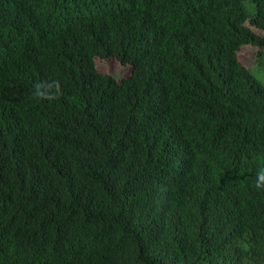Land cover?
Instances as JSON below:
<instances>
[{
    "label": "trees",
    "instance_id": "obj_1",
    "mask_svg": "<svg viewBox=\"0 0 264 264\" xmlns=\"http://www.w3.org/2000/svg\"><path fill=\"white\" fill-rule=\"evenodd\" d=\"M253 28L264 0H0V264H264Z\"/></svg>",
    "mask_w": 264,
    "mask_h": 264
},
{
    "label": "rangeland",
    "instance_id": "obj_2",
    "mask_svg": "<svg viewBox=\"0 0 264 264\" xmlns=\"http://www.w3.org/2000/svg\"><path fill=\"white\" fill-rule=\"evenodd\" d=\"M253 30L260 36L264 32L256 28ZM241 63L248 69L254 71L255 75L264 83V48L245 45L239 53ZM98 68L101 72L114 75L119 79L128 77L130 68L122 66L117 60H98Z\"/></svg>",
    "mask_w": 264,
    "mask_h": 264
},
{
    "label": "clouds",
    "instance_id": "obj_3",
    "mask_svg": "<svg viewBox=\"0 0 264 264\" xmlns=\"http://www.w3.org/2000/svg\"><path fill=\"white\" fill-rule=\"evenodd\" d=\"M33 92V96L39 100H54L58 99L61 95L60 85L58 81H54L53 85L48 88L47 91L44 90V86L37 83ZM53 87L56 89L54 92ZM256 188H264V167H261L256 173Z\"/></svg>",
    "mask_w": 264,
    "mask_h": 264
}]
</instances>
